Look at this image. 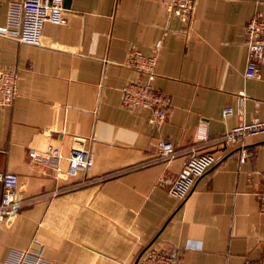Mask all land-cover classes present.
I'll return each mask as SVG.
<instances>
[{
	"label": "crops",
	"instance_id": "crops-1",
	"mask_svg": "<svg viewBox=\"0 0 264 264\" xmlns=\"http://www.w3.org/2000/svg\"><path fill=\"white\" fill-rule=\"evenodd\" d=\"M14 1L0 0V25ZM261 12L264 0H196L191 16L164 0H71L39 45L0 36V66L19 74L16 99L0 107V171L18 175L27 199L0 223V264L23 251L49 264H134L147 248L182 264L264 260V133L215 141L264 116V66L245 75V26ZM132 50L157 56L154 85L170 97L154 127L150 110L121 102L140 77L125 63ZM73 136L88 139V172L62 179L32 164L31 149L66 152ZM160 140L176 155L161 159ZM191 147L216 161L181 200L161 180L179 174Z\"/></svg>",
	"mask_w": 264,
	"mask_h": 264
},
{
	"label": "built area",
	"instance_id": "built-area-1",
	"mask_svg": "<svg viewBox=\"0 0 264 264\" xmlns=\"http://www.w3.org/2000/svg\"><path fill=\"white\" fill-rule=\"evenodd\" d=\"M196 0H164L169 10H177L186 16L194 12ZM64 0H18L10 4L7 22L0 25V36L14 38L22 43L39 45L46 22L66 23ZM248 57L245 75L257 78L264 66V12L252 17L245 26ZM162 41L156 42V48ZM126 65L135 69L140 77L122 87L121 102L131 110H150L151 126H157L167 117L170 97L154 85L157 76V56H145L139 50H132ZM19 74L16 70L0 66V107L10 106L18 95ZM234 112L227 107L223 115ZM264 133V116H255L250 121H241L236 126L215 138L216 142H235L251 135ZM207 134L201 135L206 139ZM160 158L176 155L174 144L168 140L159 141ZM198 148V147H197ZM191 147L182 170L175 177H163L161 183L168 192L181 200L186 199L196 181L215 163L214 152L199 151ZM29 157L34 166L58 178H72L81 172H88L94 165V156L84 136H73L68 151L57 146L43 150L31 149ZM0 183L3 194L0 197V223L10 224L27 201L14 172H1ZM260 208L264 212V187L258 194ZM13 264H49L41 257L28 251L16 253ZM134 264H182V255L165 249L147 248ZM243 264H264L263 259L245 258Z\"/></svg>",
	"mask_w": 264,
	"mask_h": 264
},
{
	"label": "water",
	"instance_id": "water-1",
	"mask_svg": "<svg viewBox=\"0 0 264 264\" xmlns=\"http://www.w3.org/2000/svg\"><path fill=\"white\" fill-rule=\"evenodd\" d=\"M70 1H71V0H64L65 5L69 7V5H70Z\"/></svg>",
	"mask_w": 264,
	"mask_h": 264
}]
</instances>
